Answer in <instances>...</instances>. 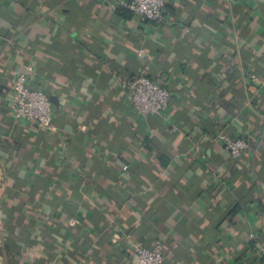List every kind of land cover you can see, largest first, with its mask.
<instances>
[{
  "label": "crops",
  "instance_id": "1",
  "mask_svg": "<svg viewBox=\"0 0 264 264\" xmlns=\"http://www.w3.org/2000/svg\"><path fill=\"white\" fill-rule=\"evenodd\" d=\"M119 1L0 0V264H137L158 241L164 264H263L264 0H171L162 24ZM27 67L52 131L9 112ZM139 75L163 114L116 79Z\"/></svg>",
  "mask_w": 264,
  "mask_h": 264
},
{
  "label": "built area",
  "instance_id": "2",
  "mask_svg": "<svg viewBox=\"0 0 264 264\" xmlns=\"http://www.w3.org/2000/svg\"><path fill=\"white\" fill-rule=\"evenodd\" d=\"M171 0H120L118 7L126 9L138 16L142 23L162 24L166 20V9ZM142 56V52H138ZM31 67L17 75L12 83L11 98L8 101V109L11 115L18 121L33 123L37 129L52 131V110L49 98L41 91L34 90L28 85V77ZM116 79L129 94L132 107L142 117L159 116L165 112L169 105L168 90L157 81L145 75H139L130 79ZM255 77L251 76V82ZM264 88V81L261 82ZM218 142L228 152L231 160L239 159L249 145L239 137H230L218 134ZM126 169V168H124ZM137 264H164L163 244L156 242L148 249L140 245L134 246ZM264 258V250H262ZM264 264V263H263Z\"/></svg>",
  "mask_w": 264,
  "mask_h": 264
},
{
  "label": "trees",
  "instance_id": "3",
  "mask_svg": "<svg viewBox=\"0 0 264 264\" xmlns=\"http://www.w3.org/2000/svg\"><path fill=\"white\" fill-rule=\"evenodd\" d=\"M148 77V76H147ZM150 78V77H149Z\"/></svg>",
  "mask_w": 264,
  "mask_h": 264
}]
</instances>
